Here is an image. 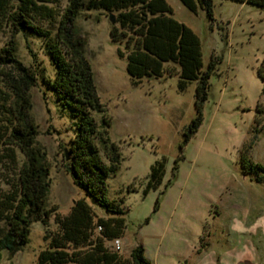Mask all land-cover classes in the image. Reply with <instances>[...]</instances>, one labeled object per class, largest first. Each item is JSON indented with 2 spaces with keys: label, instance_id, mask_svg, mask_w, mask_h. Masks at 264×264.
I'll use <instances>...</instances> for the list:
<instances>
[{
  "label": "rangeland",
  "instance_id": "1",
  "mask_svg": "<svg viewBox=\"0 0 264 264\" xmlns=\"http://www.w3.org/2000/svg\"><path fill=\"white\" fill-rule=\"evenodd\" d=\"M166 2L172 17L200 39L204 68L220 60L208 99L198 108L196 84L179 94L176 76L133 88L118 54L124 46L111 40L109 17L94 11L77 19L101 103L112 118L110 137L122 157L118 174L107 181L108 198H123L127 208L119 251L128 257L142 246L152 264H264V10L215 0L210 17L199 7L190 12L180 0ZM8 38L0 34V48ZM16 43L19 59L32 64L24 38ZM30 44L46 77L54 78L40 42ZM32 97L37 143L51 168L48 203L67 215L84 197L63 167L60 145L74 136L71 119L50 89L40 85ZM196 118L201 123L183 146ZM161 157L167 159L164 184L144 197L150 168ZM53 228L51 219L47 229ZM44 230L33 224L28 244L14 256L1 252L0 264H37Z\"/></svg>",
  "mask_w": 264,
  "mask_h": 264
},
{
  "label": "trees",
  "instance_id": "2",
  "mask_svg": "<svg viewBox=\"0 0 264 264\" xmlns=\"http://www.w3.org/2000/svg\"><path fill=\"white\" fill-rule=\"evenodd\" d=\"M214 1L180 0L190 12L196 13L199 7L210 17ZM228 1L264 10V0ZM94 11L114 15L116 25L110 37L124 46L118 54L126 60L133 88L145 80L176 76L179 94L196 84L197 108L208 99L210 78L220 60L213 58L204 68L200 39L172 17L166 0H67L64 7L61 0H0V34L9 36L0 48V254L14 256L21 251L33 224L41 223L45 247L37 264H152L142 246L133 248L128 257L115 249V241L125 235L127 208L123 198H108L107 181L118 174L122 157L111 140L112 118L101 103L86 40L77 27L80 16L89 17ZM19 36L33 59L30 65L17 55ZM30 39L40 42L55 69L54 78L46 77ZM40 85L52 91L74 131L69 144H61L60 149L63 167L84 197L75 201L67 215L48 203L51 168L37 143L33 116L32 91ZM95 115L100 117L99 124ZM200 123V118L192 121L183 146ZM166 166L165 157L151 166L144 197L161 189ZM177 169L175 163L173 175ZM51 219L54 228L49 230Z\"/></svg>",
  "mask_w": 264,
  "mask_h": 264
},
{
  "label": "water",
  "instance_id": "3",
  "mask_svg": "<svg viewBox=\"0 0 264 264\" xmlns=\"http://www.w3.org/2000/svg\"><path fill=\"white\" fill-rule=\"evenodd\" d=\"M109 21H110V23H111L113 26L116 25V20H115L114 15H109Z\"/></svg>",
  "mask_w": 264,
  "mask_h": 264
},
{
  "label": "built area",
  "instance_id": "4",
  "mask_svg": "<svg viewBox=\"0 0 264 264\" xmlns=\"http://www.w3.org/2000/svg\"><path fill=\"white\" fill-rule=\"evenodd\" d=\"M114 244L117 249H120V241H115Z\"/></svg>",
  "mask_w": 264,
  "mask_h": 264
}]
</instances>
